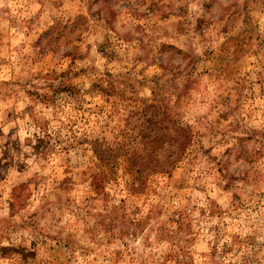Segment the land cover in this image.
I'll return each mask as SVG.
<instances>
[{
    "label": "rangeland",
    "instance_id": "374dc122",
    "mask_svg": "<svg viewBox=\"0 0 264 264\" xmlns=\"http://www.w3.org/2000/svg\"><path fill=\"white\" fill-rule=\"evenodd\" d=\"M148 105L193 139L134 181ZM261 133L264 0H0V264H161L178 227L193 264H264ZM95 139L122 154L100 196Z\"/></svg>",
    "mask_w": 264,
    "mask_h": 264
},
{
    "label": "trees",
    "instance_id": "16d2710c",
    "mask_svg": "<svg viewBox=\"0 0 264 264\" xmlns=\"http://www.w3.org/2000/svg\"><path fill=\"white\" fill-rule=\"evenodd\" d=\"M73 28H75V26ZM170 49L175 52H179L174 48L170 47ZM100 52L106 57L111 56L110 52H105L103 50ZM97 86L98 90H100L105 96L112 95L113 87H111L109 83H106L103 87L100 85ZM68 87L69 86H63V88L58 91L64 93L67 91L69 95H72V93L69 92ZM159 87L162 88L161 85L155 84L156 89ZM149 108L152 109L151 112L147 117L144 116V123L146 125L141 127L136 134L137 142L135 148L132 149L131 154L127 157V159L122 160V162L126 164V170L136 168L135 172L137 173V177H135L134 181L139 179L138 175L145 170L168 173V171L174 167L175 163L182 157V155H184V153H186L190 148L193 139L192 133L186 126H182L181 123L175 121H173L171 126H165L163 125V117L160 119L156 118V108L154 109L152 105H148L145 108V111ZM43 125H45V123H43ZM39 129L40 127H38V130ZM47 137L48 135L45 133L44 127L42 126L40 134L34 133L32 135V150L40 154V149H43L46 144L47 141L45 139ZM261 137L264 138V133H261ZM90 145L97 164V171L90 175L88 185L95 196H100L102 195L104 185L109 180L108 174L119 164L118 162L122 156L121 145L119 143H115L114 145L104 144L97 139L91 141ZM259 149H264V139L260 140ZM259 149L255 151V154L258 153ZM159 151H164L166 153L165 158H157L156 155ZM110 214L111 212L107 210L105 217H110ZM148 219L149 217H147L144 221H148ZM110 220L112 221L113 219L110 218ZM139 225V221L134 224L135 227H139ZM135 227L133 230H135ZM177 230L182 231V228L178 227ZM180 231L177 233L170 232L169 235L166 231H161V233H164L162 234L161 240L167 241L170 243V246H174L176 248V252L174 251L172 255L166 254L162 258L161 264H169L170 260H172V264H193L190 254L186 250L187 244L184 241L181 242V238L176 237ZM134 233L135 232L133 231V233H127L126 235L129 234L130 236H134ZM175 239L179 240V242H173ZM179 243H182V245ZM226 251L225 245L220 250L219 247L212 244L209 252L210 263L223 264ZM244 263L245 261L242 262V264ZM141 264L145 263L142 262Z\"/></svg>",
    "mask_w": 264,
    "mask_h": 264
}]
</instances>
